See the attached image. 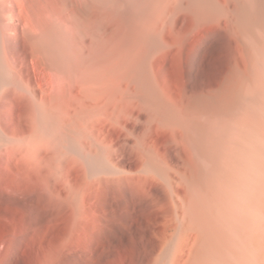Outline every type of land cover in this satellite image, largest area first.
<instances>
[{"label":"bare ground","instance_id":"obj_1","mask_svg":"<svg viewBox=\"0 0 264 264\" xmlns=\"http://www.w3.org/2000/svg\"><path fill=\"white\" fill-rule=\"evenodd\" d=\"M6 153L47 264H264V0H0Z\"/></svg>","mask_w":264,"mask_h":264},{"label":"rangeland","instance_id":"obj_2","mask_svg":"<svg viewBox=\"0 0 264 264\" xmlns=\"http://www.w3.org/2000/svg\"><path fill=\"white\" fill-rule=\"evenodd\" d=\"M8 155L0 154V264H47L59 247L65 234L63 229L67 226L59 221L50 231L42 227L30 236L23 233L28 222L45 219L43 194L33 189L29 175L18 171L15 159ZM87 193L92 201L103 198L94 185L87 189Z\"/></svg>","mask_w":264,"mask_h":264}]
</instances>
